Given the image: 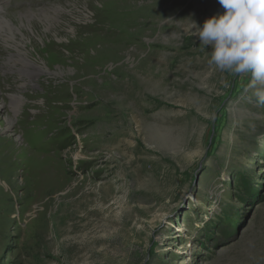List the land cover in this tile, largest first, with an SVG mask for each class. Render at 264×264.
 <instances>
[{
  "label": "rangeland",
  "instance_id": "1",
  "mask_svg": "<svg viewBox=\"0 0 264 264\" xmlns=\"http://www.w3.org/2000/svg\"><path fill=\"white\" fill-rule=\"evenodd\" d=\"M223 11L0 0V264H264L260 85L191 28Z\"/></svg>",
  "mask_w": 264,
  "mask_h": 264
},
{
  "label": "clouds",
  "instance_id": "2",
  "mask_svg": "<svg viewBox=\"0 0 264 264\" xmlns=\"http://www.w3.org/2000/svg\"><path fill=\"white\" fill-rule=\"evenodd\" d=\"M217 3L224 11L202 24L191 21L193 35L210 49V66L232 75L249 76L259 84L253 94L257 103L264 105V0Z\"/></svg>",
  "mask_w": 264,
  "mask_h": 264
},
{
  "label": "bare ground",
  "instance_id": "3",
  "mask_svg": "<svg viewBox=\"0 0 264 264\" xmlns=\"http://www.w3.org/2000/svg\"><path fill=\"white\" fill-rule=\"evenodd\" d=\"M83 52H84V51H83ZM85 53L87 54V53H88V51H87V52H85ZM86 54H85V55H86ZM7 121H8V120H7ZM11 124H13V123H12V122H10V121H8V122H7V127L9 128V127L11 126ZM7 127H6V128H7ZM186 260H188V258H187Z\"/></svg>",
  "mask_w": 264,
  "mask_h": 264
}]
</instances>
